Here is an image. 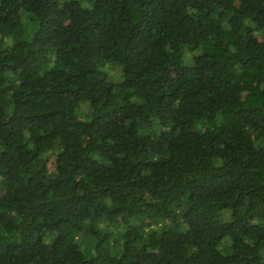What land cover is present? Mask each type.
<instances>
[{
    "label": "trees",
    "instance_id": "16d2710c",
    "mask_svg": "<svg viewBox=\"0 0 264 264\" xmlns=\"http://www.w3.org/2000/svg\"><path fill=\"white\" fill-rule=\"evenodd\" d=\"M0 264H264V0H0Z\"/></svg>",
    "mask_w": 264,
    "mask_h": 264
},
{
    "label": "rangeland",
    "instance_id": "374dc122",
    "mask_svg": "<svg viewBox=\"0 0 264 264\" xmlns=\"http://www.w3.org/2000/svg\"><path fill=\"white\" fill-rule=\"evenodd\" d=\"M112 70V69H111ZM83 104H85V103H83Z\"/></svg>",
    "mask_w": 264,
    "mask_h": 264
}]
</instances>
